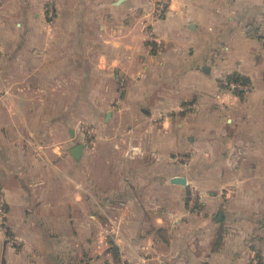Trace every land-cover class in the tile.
Here are the masks:
<instances>
[{
	"label": "crops",
	"instance_id": "1",
	"mask_svg": "<svg viewBox=\"0 0 264 264\" xmlns=\"http://www.w3.org/2000/svg\"><path fill=\"white\" fill-rule=\"evenodd\" d=\"M0 190V264H264V0H0Z\"/></svg>",
	"mask_w": 264,
	"mask_h": 264
},
{
	"label": "built area",
	"instance_id": "2",
	"mask_svg": "<svg viewBox=\"0 0 264 264\" xmlns=\"http://www.w3.org/2000/svg\"><path fill=\"white\" fill-rule=\"evenodd\" d=\"M153 1V14L155 15H162L168 6L169 0H152ZM219 85L222 88L228 89V90H237V91H245L248 88V83L241 79H232L228 78L227 76H223L219 80ZM89 132H92L93 129L89 127ZM194 192H190V203L194 200ZM6 207L5 202L3 198V194L0 190V227L5 228L6 227Z\"/></svg>",
	"mask_w": 264,
	"mask_h": 264
},
{
	"label": "water",
	"instance_id": "3",
	"mask_svg": "<svg viewBox=\"0 0 264 264\" xmlns=\"http://www.w3.org/2000/svg\"><path fill=\"white\" fill-rule=\"evenodd\" d=\"M82 147L83 145L81 143H77L76 145L73 146V148L71 149V154L75 157V158H79L82 152ZM173 182H178V183H185V178L182 176H174L172 178Z\"/></svg>",
	"mask_w": 264,
	"mask_h": 264
},
{
	"label": "trees",
	"instance_id": "4",
	"mask_svg": "<svg viewBox=\"0 0 264 264\" xmlns=\"http://www.w3.org/2000/svg\"><path fill=\"white\" fill-rule=\"evenodd\" d=\"M228 78H232V79H240V75H237V74H232V75H229V76H227ZM242 78V77H241ZM244 79V78H243ZM114 253H115V251H114Z\"/></svg>",
	"mask_w": 264,
	"mask_h": 264
},
{
	"label": "rangeland",
	"instance_id": "5",
	"mask_svg": "<svg viewBox=\"0 0 264 264\" xmlns=\"http://www.w3.org/2000/svg\"><path fill=\"white\" fill-rule=\"evenodd\" d=\"M50 10H51V9H50V7H49V11H50ZM153 15H154V14H153ZM154 16H155V17H160L161 15H156V14H155Z\"/></svg>",
	"mask_w": 264,
	"mask_h": 264
}]
</instances>
